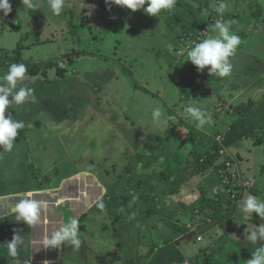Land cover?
<instances>
[{
    "label": "crops",
    "instance_id": "obj_1",
    "mask_svg": "<svg viewBox=\"0 0 264 264\" xmlns=\"http://www.w3.org/2000/svg\"><path fill=\"white\" fill-rule=\"evenodd\" d=\"M90 1L92 5H106L105 0ZM208 3V0H176L175 8L172 11L162 10L160 19L143 10L132 11L111 4L110 20L104 24V28L103 24H99L98 30L107 32L111 29L112 37L122 32L121 42L128 45V50L124 48L125 54L136 52V49L143 54L140 60L146 72L155 67L159 59L171 66H184L186 71L182 72V77L202 87L207 95H216L219 105H212L210 112L223 104H229L232 109L241 103H254L253 108L243 116L226 111L227 127L223 129L220 140L232 150L237 160L235 168L254 180L251 189L241 188L238 191L237 201L246 199L248 195L264 199V55L260 53L264 52V4L260 0H227L224 22H230L231 31L241 37V44L229 58L232 78L230 81L226 77V82H231L227 88L228 83L221 79L216 81L218 76L209 74L207 67L198 72L190 61H183L182 64L187 55L185 51L174 56L175 50L182 48L183 30L194 28L210 14L211 11L206 12L202 7ZM37 11L34 20L38 14L50 9ZM169 13L180 18L177 29H172L164 21ZM204 13L207 15L204 16ZM48 17L52 16L49 14ZM143 21L147 23L143 24ZM3 28L0 26V34L4 33ZM55 34L49 33V36ZM46 35L42 33V37ZM216 35L217 32L210 30L206 37ZM28 38L26 40L29 42L35 40ZM62 45L68 46L69 41ZM1 48H8L11 54L14 51L13 47H6L0 40ZM112 54L109 60L106 54L98 56L103 59L102 67L109 68L105 72L101 68V73L86 71L84 75L86 69L80 68L76 73L70 71L73 72L69 76L72 80L70 83L66 80L67 87L62 83L57 84V91L62 92L63 97L68 91L72 97L74 93L81 98H77L74 105L82 106L66 115L68 117L63 123L58 125L56 114H47V110H44V102H48L49 98L44 99L42 94L35 104L31 98L30 112L23 113L25 115L20 119L28 120L21 129L24 137L18 133L10 152L0 146V248L6 249L4 244L12 239L14 232L18 231L24 237L21 254L15 259L6 257L4 261L0 260V264H16V260L19 264H221L220 259H227L231 252L238 254L232 260L234 264H246L254 247L264 244L258 242L253 246L247 241V229L249 225L255 227L264 224V218L255 213L247 217L240 212L236 202L230 205L222 203L214 209L207 206V201L212 197L211 188L218 182L219 174L210 167L194 175L196 165L188 171L187 166L196 155L194 150L200 146L195 145L192 152L184 148L186 138L182 135L186 130L181 124L173 140L182 142L183 146L174 143L171 145L173 149L167 144L168 147L162 146L160 140L169 139L161 136L153 140L158 131L153 126L152 113L159 107L146 104L138 111L134 110L135 97L123 100V83L127 82L122 81V72L127 68L129 72L124 73L135 82L132 75L136 71L133 66H123L122 56ZM132 58L136 60L137 56H128L129 60ZM0 65L4 66V63ZM249 66L256 73L244 81ZM173 74H169V83L161 90L168 100H171L167 94L169 88L172 85L179 88V83L171 84ZM143 75L144 71L136 79L144 82ZM105 82L110 83L111 87L104 86ZM22 85L18 84V87ZM99 85L101 87H97ZM143 91L149 92L146 87ZM117 99L121 100L119 105L111 103ZM33 105H37L38 110L34 111ZM173 105H177V102ZM27 109L28 104H24L23 110ZM13 114L15 112L9 114V110L6 111V115L12 117ZM224 115L220 114L221 117ZM169 124L170 120L167 128ZM128 125L132 127L128 128ZM41 130L46 132L48 138L44 142L41 140L36 149L31 151L26 141H20H30L32 134L41 133ZM144 133L152 142L151 146L141 139ZM156 141L160 145L155 146ZM48 142L56 144L57 153L51 150L42 153ZM237 142H241L240 147ZM179 150L184 151L180 157L177 155ZM156 152L159 153L156 155ZM243 155L247 157L246 162ZM249 157H252L250 161ZM175 167L176 172L189 177V181L174 183L170 182L171 178L166 180L162 177L163 173ZM200 181H205V187L199 184ZM176 187V191H173ZM22 198L46 205L40 209V220L33 226L15 221L11 212ZM195 210H203L201 214L209 218L207 222H211L210 226H198ZM213 211L216 212V219L211 215ZM73 216L80 221L81 246L78 249L70 245L44 249L41 243L43 237ZM198 236L201 238L198 239ZM232 237L238 239L233 240Z\"/></svg>",
    "mask_w": 264,
    "mask_h": 264
},
{
    "label": "rangeland",
    "instance_id": "obj_2",
    "mask_svg": "<svg viewBox=\"0 0 264 264\" xmlns=\"http://www.w3.org/2000/svg\"><path fill=\"white\" fill-rule=\"evenodd\" d=\"M219 1H221V3H224L225 5L227 3V0H208L209 3L207 4V6L203 5L202 7L206 12L207 11L212 12L214 6ZM67 2L68 3L66 4V7L62 11V13L59 16H54L51 14L50 11H47V12L43 11V10L49 9L47 6V0H39V3L41 5L39 11H43L44 14L43 13L38 14L35 17L36 20H34L33 17L36 15L35 13H38V11L33 10L32 12H30V10L26 8L24 9V5L22 4L21 0H10L12 11L7 16H4L2 12H0V21L2 20L0 22V26L5 27L3 28L4 33L0 34L1 35L0 40L2 41V44L5 45L6 47L15 48L17 42L21 41L20 36L22 34L24 36V38H22V41L23 43H26L27 45L40 41L39 39H41V41L43 40V41L48 42V43H35L34 45H30L28 48H25L23 52L21 50L19 53H16V54L15 52H12L11 54L10 53L11 51H9L8 48H5V49L1 48L0 56H5L7 58L16 57L22 60V62H25V64L38 63L41 65L42 69L39 72H37L36 75H33V76L26 75V79L20 84H23L22 86H26L33 90V98L32 99L30 98L34 102L33 104H35L36 100L41 99L40 96L42 94H43L44 99L45 98L50 99L48 100V102H44V104L46 103L44 110H47L46 111L47 114L51 112L56 114L57 120L59 119L57 121L58 125H60L61 123H63L65 119H67L68 116L66 115H68L70 112L72 113L76 112L75 109L77 107H81L82 105H74L77 103L76 101L77 98L81 100L79 95H76L73 93L74 96L72 97V95L69 94L68 91H66L65 96L63 97V93L60 91H57V84L63 81L67 85L66 80H68V82L70 83V81L72 80V77H69V76H71L70 73L73 74V72H70V71L71 70L73 71V69H74V73H76V71L80 68L82 70L86 69L84 72V75L86 74V71H93V72L96 71L98 73H101L100 70L101 68H103L102 67L103 59L99 58L98 56H105L104 54H106L110 58V56L113 55L112 53H114L116 56H122L123 66L125 65L133 66L134 67L133 69L136 71V74L132 75V78L135 79V82L133 81V79L127 77V74H125L129 72L127 68H124L123 70L125 73L122 72V76H123L122 81L127 82V83H123L125 85L123 87L124 92L122 93L123 100H126V98L130 96H133V98L135 97L136 106L134 107V110L138 109L139 111L141 107H143V105L151 104L153 105V107L157 106L160 108V110L162 111L161 112L162 117L165 118L163 120H167L168 117L174 118L173 116L174 113H171L173 111V112H176L177 114L175 115L176 119H180L182 122L186 120V122L189 123V127L196 128L195 122L192 121L191 118L184 112V109L188 105L184 106L183 108L180 107L181 105H183L184 100L187 98V104H189L190 101H192L191 104L194 103L195 105L199 106L203 110L205 109L206 112L211 111L213 107L212 105H216V106L219 105L218 101L215 99L216 95L214 93H210V95H207L202 87H199V86L197 87L196 84L191 83L190 79L181 76L182 72L186 71L184 69V66H181V65H178L176 67L171 66L170 64H167L166 62H164L163 59H159L155 65L156 69L153 66L152 68L148 69L146 72L145 69L143 68L144 63L140 60V58H143L144 56L143 54H140L138 50L136 49V52L131 51L130 54L126 55L124 48L126 47V50H128V45L122 42H119L116 45V41L113 40L114 38L111 36L112 34L110 33L111 29H108L107 32L102 29H100L99 31L98 30L100 28L99 24H103L102 28H104L105 27L104 24H106V22L110 20L109 14H112V11H110L111 4L105 5V6L104 5L99 6L93 3L94 5H92L89 3L91 1L87 0V2H84V3L87 5H91V8H84L82 10H79L78 5H77L78 0H67ZM140 10L142 9H139L138 12ZM49 14L52 17L49 18L48 17ZM28 15L30 19L26 22V17ZM206 15L207 13H204V16ZM146 23L147 22L143 21V24H146ZM93 25H95V27ZM16 27H18V30L15 31ZM92 30L93 32L89 34L88 32ZM43 32L46 33L47 35L42 37ZM49 33L51 34L56 33V34L55 36L54 35L49 36ZM116 35L117 37H120L119 35H122V32H119ZM9 36H11L12 40H9L10 38ZM27 36H29L30 39H35V40H33L32 42H29L28 40H26ZM119 40L123 41L122 38H119ZM68 41H69V45L67 46L66 43H68ZM62 44H65L66 46L63 47L64 45ZM6 51H8L9 53ZM175 52H174V56H179ZM260 53L264 55L263 51L262 52L260 51ZM128 56H134V57L137 56V59L135 60L134 58H132L131 60H129ZM185 56L186 57L182 60V64H183V61L184 62L189 61L187 60V55ZM255 56H260V55L255 54ZM69 58H71L72 60H69ZM3 59H6V58H3ZM10 60L12 61V59ZM51 62H57L58 65L64 70L57 71L56 66L48 65ZM105 63L110 64V62H106V61ZM105 69H109V68H107L106 66ZM105 69H104V72H105ZM169 69L171 73L169 72ZM248 70L246 71L248 72L246 77L243 78L244 81L249 79V76L254 75L256 73L255 69L253 70L252 66H249ZM7 71H8V68L6 65L0 66V82H3L2 78L4 74L7 73ZM143 71L145 72V75H143V77L146 83L145 81L139 82L136 79L139 77L138 75H140V73ZM172 73H175V74H173V79H172L171 84L175 85L176 83L177 85L179 83L178 84L179 88L176 89L173 85L169 88L167 94L170 96L169 99L171 100H168L166 99V97L162 95L161 90L163 89L164 86L168 85L169 80L171 78L170 75H172ZM75 77H77V75H75ZM226 77L228 78V80L231 81L230 78L232 77L230 75ZM226 77L218 76L216 77L217 78L216 81H219V79H221L222 81H224L225 84L228 83L226 85V87L228 88V86L231 85V82L230 81L226 82L227 81ZM51 81H54L56 83L54 82L52 83ZM33 82H36V84H32ZM103 84L107 88L111 87L110 83L105 82ZM97 87H101V86L99 85ZM144 87H146L149 92L143 91ZM61 89L64 91V87H62ZM155 90H158V91L152 92ZM193 93H195L194 95L195 97L193 96ZM9 98L11 99V96ZM30 99L26 100L23 104H20V105H16L14 102L10 104L8 110H9V114H11V111L15 112L16 115L15 114L12 115V118L14 120H20L21 117L25 115L23 113L30 112L29 110L32 107V106L30 107L31 105ZM119 101L121 102V100L117 99L115 101H112L111 103L119 105L118 104ZM176 102H177V105H173V103H176ZM24 104H26V106L28 104L27 110H23ZM33 106H34V111L38 110L37 105H33ZM87 107H90V105H87ZM216 109H219V107L215 108V110ZM123 110H124V107L122 106V111ZM140 113H143V111H140ZM17 116H19V118ZM211 116H212V122L200 128L201 130H204L208 134L213 133L214 131V127H212V124L214 122L213 121L214 117L212 114ZM31 120H32V117H31ZM40 120L42 121V119ZM172 120H175V119H171V121ZM27 121L28 120L26 121L23 120V122L25 123ZM38 121L39 119H37V122ZM153 126L158 131V135L156 137H152L153 140L160 138V136L161 138L168 137V133L166 134L167 130L162 125H158L157 123H155ZM47 127H49V125H47ZM127 127L131 128L132 126L128 125ZM217 127H220V124ZM151 128L153 129L152 125H151ZM178 128L179 127L177 126L176 130L173 131L175 132V134L179 132ZM184 132L185 133L184 135H182V137H184L185 139V135L187 134L186 133L187 131H184ZM18 133L20 134L19 135L20 137L22 138L24 137V135H22L23 131L21 129L18 130ZM146 133H144L141 139H144L146 141V145L151 146L152 142H150L148 138L145 137ZM45 138H48L46 136V132L41 130V133L37 132L35 134H32V137L30 139L31 142L29 140H24V139L20 141H23V142L26 141L28 144V147H30L32 151L33 149H36L38 147V143L41 140L42 142H44ZM160 141L162 142V146H165V143H166L170 148H172L171 145L173 143L176 144L177 146H179L180 144L182 145V142H175L173 138H170L168 141L167 140L166 141L160 140ZM157 145H160L158 141H156L155 143V146ZM195 145H196V142L186 139V145L184 146V148L193 150L194 149L193 147ZM237 145L238 147H240L241 142H237ZM223 148H224V153L228 155L231 154L232 150L229 149V146L223 145ZM40 150H42L41 147H40ZM50 150L54 154L57 153L55 143L51 144L50 142H48L46 144V147H44V149L42 150V153L46 151L50 152ZM157 153L159 152H156V155ZM183 154H184V151L179 150L177 152L178 157H180ZM246 158L247 157L243 155L244 162L247 161ZM251 158L252 157H249L248 161H250ZM194 159L195 157L192 158V163H189V165L187 166L188 171L189 169L193 168L197 164V162ZM222 159H220L219 161H221ZM28 160H29V157H28ZM170 171L171 172L173 171L175 173L176 170L175 168H171ZM183 172L185 173L186 170L183 169ZM218 182H220V175H218ZM199 184L202 187H205L206 185L205 181L204 182L200 181ZM6 250L7 249L0 248V260L3 259L4 261L6 257L11 258L7 255ZM237 256H238L237 253L231 252L227 259L222 257L223 260L220 259V262L221 264H228L231 261L230 264H234L232 260L236 259Z\"/></svg>",
    "mask_w": 264,
    "mask_h": 264
},
{
    "label": "clouds",
    "instance_id": "obj_3",
    "mask_svg": "<svg viewBox=\"0 0 264 264\" xmlns=\"http://www.w3.org/2000/svg\"><path fill=\"white\" fill-rule=\"evenodd\" d=\"M21 2L24 5V9L26 8L30 12L41 7L39 0H21ZM105 3L106 5L116 4L123 6L132 11L142 9L148 15L159 17L160 19L162 10L172 11L175 8L176 0H105ZM260 3L264 4V0H260ZM66 4L67 0H47V6L54 16H59L65 9ZM77 5L79 10L91 8L90 5L84 3V0H78ZM225 8L226 5L220 3L215 8V11L222 14ZM11 11L10 0H0V12L7 16ZM29 19L28 15L26 22ZM210 27L218 35L208 36L189 46L187 49V60L196 66L198 72L207 67L209 74H215L220 77L229 76L232 72V64L229 58L235 54L241 44V37L231 31L230 22L218 19ZM26 73L27 66L24 63H12L2 78L3 82H0V146H3L6 152L12 151L18 130L25 126L23 121L14 120L11 116L6 115V109L13 102L16 105H20L26 100L33 98V90L31 88L26 86L18 87V84L26 79ZM10 96L11 99L9 98ZM184 112L195 122L197 129L212 122L211 114L195 104H189L184 109ZM152 119L158 125H162L165 129L167 128V120H162V113L159 108L153 110ZM168 119L174 118L168 117ZM238 205L240 212L246 214L247 217L255 213L257 216L264 218V199L248 195L246 199L239 201ZM44 206H46L44 202L22 198L13 206L11 212L15 221L33 226L39 222L40 209ZM79 225L78 217L68 218L57 230L43 237L41 241L42 247L44 249H56L61 248L63 245H70L78 249L82 243L79 237ZM232 239L238 238L232 237ZM245 239L251 242L253 246L257 245L258 242H264V224L255 227L249 225ZM23 244L24 237L18 231L14 232L12 239L4 244L7 249V255L14 259L17 258ZM16 264H19L18 260H16ZM246 264H264V244L254 247L251 252V258L246 261Z\"/></svg>",
    "mask_w": 264,
    "mask_h": 264
},
{
    "label": "trees",
    "instance_id": "obj_4",
    "mask_svg": "<svg viewBox=\"0 0 264 264\" xmlns=\"http://www.w3.org/2000/svg\"><path fill=\"white\" fill-rule=\"evenodd\" d=\"M210 14H212V12H210ZM210 14L205 18V20L203 22L197 23L194 28L193 27H189L188 29L183 30L181 37L182 38L184 37V38L182 40L185 39L184 41H186L187 38H197L198 37V33L201 30H203L208 24L209 25L210 24L214 25V23L216 22V16L215 15H210ZM164 21L172 29L173 28L174 29H177V27L179 26V23H180L181 20L175 14L169 13L168 16L165 17ZM223 21H225V18L223 19ZM210 30H208L205 33V35L202 37V39H204L207 36V34L209 33ZM119 36L120 37H117V35H116V37H113L114 38L113 40L116 41V45L119 42H121L119 40V38H122V35H119ZM22 38H24L23 34L21 35V41L17 42V44H16V46L14 48V51L13 52H15V54L16 53H19L22 49L29 47L28 46L29 44L27 45L26 43H23ZM39 40L40 41H37L35 43H48L47 41H43V40L41 41V39H39ZM181 47L183 48L182 45H181ZM182 48L176 49L175 50L176 53H177L178 50H180ZM185 52H187V50H185ZM3 58L8 59L9 61L6 60V59H3ZM110 58L108 57V60ZM10 59H12V61ZM69 60H72V59L69 58ZM1 63H2V65L4 63V65L7 66L8 70H9V65L12 64V63H24L25 64V62H22V60H20V59H18L16 57L15 58H13V57L12 58L11 57L7 58L5 56H0V64ZM25 65L27 66V73H26V75H29V76L36 75L37 72H39L42 69L41 65L38 64V63H35V64H25ZM48 65L49 66H53V65L56 66L57 67V71L64 70L63 68H61L58 65L57 62H51ZM60 83H62L63 85L66 86V84L63 81L60 82ZM194 95H195V93H193V96ZM250 102L251 103L245 102V103H241L239 105L233 106L232 109L230 108V105L229 104H228V108L223 109V107L225 105V104H223L222 106L219 107V109L213 110V112H207V113L212 114L213 117H214V119H213V121H214L213 123L214 124H212V127H214V131H213V133H210V134H208L204 130L189 127V123L186 122V120L184 122H182L180 119H176L175 118V115H177L176 112H173V111L171 112V113H174L173 116H174V119L175 120H172L171 121V119H170V124H169L170 126H168L167 131H166V134L168 133V137H166V138H168V139L175 138L177 134H175V132H173V131H175L176 130V127L179 126L180 123H181V126L183 128H185V130L187 131L186 132L187 134L185 135V138L188 139V140H190V141L196 142V145L197 146L198 145L200 146L198 148V150H194L193 149L194 152H196L195 161L197 162V164H196V166H195V168L193 170V174L194 175H195V173H200V172L207 171V170H209L210 167H212L213 169H215V173L217 175H218L217 170L218 169H221V168H224L225 169V172H229L225 168L224 162L226 160H235L237 162V160L233 156L232 152H231L230 155H228L226 153H220V150L223 149V145H224V143L220 139H221V136H222V132L224 131L223 129H226V127H227L226 126L227 123H226L225 120L227 119V115L226 114H228V112H226V111L227 110H231L230 113H234L237 116H243V115H245L246 113H248L253 108L254 103L252 101H250ZM191 103H192V101H190L189 104H191ZM189 104H187V98H186L184 100L183 105H181L180 107L183 108L184 106H187ZM221 113L225 114L224 115L225 117H221L220 116ZM220 122H222V123H220ZM219 124H220V127H222V128L217 127ZM184 146H185V144H184ZM193 150H191V152ZM220 159H222V160L219 161ZM176 169L177 168L175 167V170ZM263 169H264V165L262 166V170ZM233 171L236 172L239 176H243L244 175V174H242V172L238 171L236 168H233ZM173 174H174V176H173ZM162 177L164 179H166V180H168V179L170 180V178H171L170 182L172 181L174 183L175 182H178L179 180L189 181V179H190L187 176H181V173L178 174L176 171L174 173L173 171L171 172L170 170L167 173H163ZM233 181L235 183H237V180H233ZM233 181L230 182V183H228V184H226L225 187L226 188H229L230 186H232L233 185ZM216 186L219 187L220 186V183L217 182L215 185L212 186V188H211L212 197L207 201V206H209L210 208L214 209L217 205H220L222 203H225L227 205H230L233 202H236L238 204L239 201H237V197H238V191L241 189L240 188V185H236L234 187L236 189V191H237L236 192L237 193V195H236L237 197L236 198H231L230 194H227L224 191L219 192V193H214V188ZM176 189H177V187L173 191H176ZM204 207H201L200 209L205 210L206 208H204ZM203 210H195L194 216L197 218V222L199 224L198 226H201L202 227V226H205L206 224H208L210 226V223L211 222H207V219H209V218H207V217L204 218V216H202V214H201V212H203ZM211 215L213 216V219H216V212L213 211ZM224 217H228V216L227 215H224ZM189 227L192 229V227L190 226V224H189Z\"/></svg>",
    "mask_w": 264,
    "mask_h": 264
},
{
    "label": "built area",
    "instance_id": "obj_5",
    "mask_svg": "<svg viewBox=\"0 0 264 264\" xmlns=\"http://www.w3.org/2000/svg\"><path fill=\"white\" fill-rule=\"evenodd\" d=\"M221 3V1H219L213 8L212 10V15L215 14L216 16V20H221L223 21L224 19V14H220L217 13L215 11V8ZM212 24H208L203 30H201L198 33V37L197 38H187L186 41L183 40V48L178 50L177 53L181 54L183 53L185 50L188 49L189 46L193 45L194 43H197L199 40L202 39V37L205 35V33L211 29ZM228 108V104H225L223 109ZM220 153H224V148L220 150ZM224 157V156H223ZM236 165V161L235 160H226L224 162V166L225 168L229 171V172H225L224 168H221L217 171V173L220 175V186H216L214 188V193H219V192H226L227 194H230L231 198H236L237 196V191L234 188L236 185H240V188L243 189H251L254 185V180L251 177H246V176H239L236 172L233 171V168H235ZM233 180H237V183H235ZM233 181V185L230 186L229 188H226L225 185L232 182ZM199 239L201 237H198Z\"/></svg>",
    "mask_w": 264,
    "mask_h": 264
}]
</instances>
